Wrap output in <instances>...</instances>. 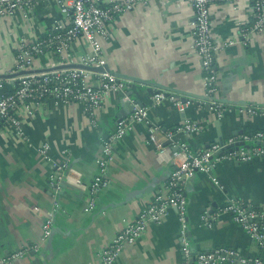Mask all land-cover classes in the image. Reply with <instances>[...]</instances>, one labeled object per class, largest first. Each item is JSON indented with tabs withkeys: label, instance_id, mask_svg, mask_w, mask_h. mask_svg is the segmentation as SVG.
Instances as JSON below:
<instances>
[{
	"label": "crops",
	"instance_id": "obj_1",
	"mask_svg": "<svg viewBox=\"0 0 264 264\" xmlns=\"http://www.w3.org/2000/svg\"><path fill=\"white\" fill-rule=\"evenodd\" d=\"M212 14L216 40L235 43L217 56L219 99L229 107L223 119H218L204 97L201 62L192 47L194 15L190 7L182 0L165 5L155 0L149 8L123 14L110 27L103 53L110 71L128 88L105 99L96 124L80 104L46 99L33 116L24 119L23 137L12 129L0 131V259L38 243L44 222L53 217V233L42 250L11 264H102V250L118 233L156 197L168 195L173 151L161 153L153 142L148 143L149 127L139 123L115 145V160L105 176L108 185L100 192L94 211L86 210L104 140L127 113L126 104H152L151 91L173 95L150 114L152 125L159 128L156 136L165 147L170 145L166 132L187 120L206 127L200 135L184 136L193 151L242 133L264 131V112L248 115L244 111L250 107L264 110V35L252 34L247 40L241 36L253 23L251 0L213 5ZM63 19L55 0L40 1L28 19L22 13L0 19V75H9L24 46L51 35ZM72 51V55L87 56L91 48L80 40ZM34 63L37 71L51 69L53 57L36 56ZM119 75L147 81V85ZM6 80L7 89L12 88ZM171 98L192 103L181 112ZM44 144L52 146L56 161H61L64 150L69 151L71 160L72 178L63 186L58 208L49 185L52 165L38 153ZM213 174L222 187L203 173L186 185L188 237L193 251L231 248L245 257H264V251L232 216H216L228 199L264 206V159L227 162ZM205 219H210L209 225ZM184 262L181 225L172 209L161 224H152L139 242L128 245L117 264Z\"/></svg>",
	"mask_w": 264,
	"mask_h": 264
},
{
	"label": "built area",
	"instance_id": "obj_2",
	"mask_svg": "<svg viewBox=\"0 0 264 264\" xmlns=\"http://www.w3.org/2000/svg\"><path fill=\"white\" fill-rule=\"evenodd\" d=\"M42 0H0V19L14 18L22 13L28 19ZM63 20L59 21L51 35L37 40L34 44L24 46L14 60V67L9 75L23 71L36 70L34 58L49 55L53 57L52 68L80 64L95 68L105 67L107 60L103 53V45L110 38L111 25L123 14L138 8H149L155 0H55ZM176 0H160L165 5ZM190 7L194 21L192 22V47L200 59L203 71V87L206 103L219 120L223 119L229 109L220 99L221 76L217 66L218 54L234 41L218 42L212 25V6L220 3H237V0H182ZM253 23L243 29L241 36L249 39L252 34L264 35V0H251ZM85 41L91 48L87 56L72 55V46L78 41ZM73 52V51H72ZM74 53V52H73ZM8 75V74H7ZM13 85L7 89L6 82L0 80V131L12 129L23 137V122L26 117L33 116L46 99L56 103H78L90 117L93 124L97 123V112L107 97L114 93H123L127 83L108 71L89 73L84 70L68 69L45 73H34L7 79ZM166 98L159 92L150 106H141L132 102V112L117 121L115 130L103 142L102 156L97 160L99 172L90 185L87 211H94L100 192L107 187L105 178L110 163L115 160V145L121 142L133 127L139 123L148 125V143L153 142L159 152L173 151V171L167 183L168 195L156 197L150 206L140 212L136 219L126 225L116 238L101 252L102 264H117L121 253L128 245L139 242L152 224H161L170 210L178 213L181 225V239L184 264H264V257H245L238 250L219 248L212 251L194 252L188 237V200L185 195L187 182L198 173L210 175L214 183L222 187L213 172L220 165L231 162L236 164L252 163L264 159V131L242 133L224 140L223 143H212L208 147L196 151L190 149L185 137L201 134L206 127L189 120L182 125L166 132V140L170 143L165 147L157 138L158 127L153 126L150 114L154 108ZM177 109L186 110L188 104L179 98H171ZM248 115H255L264 110L246 108ZM53 148L44 144L38 153L44 162L52 165L49 185L59 207V197L66 182L71 181L69 151L64 150L61 161L52 157ZM80 184V183H78ZM81 186V184H80ZM230 215L234 221L249 235L260 251H264V206L245 199H228L217 210V217ZM209 225L210 219H205ZM53 217L46 219L42 234L33 246L25 247L11 257L0 259V264H11L22 260L31 253H37L52 236Z\"/></svg>",
	"mask_w": 264,
	"mask_h": 264
},
{
	"label": "water",
	"instance_id": "obj_3",
	"mask_svg": "<svg viewBox=\"0 0 264 264\" xmlns=\"http://www.w3.org/2000/svg\"><path fill=\"white\" fill-rule=\"evenodd\" d=\"M176 1H178V0H176ZM68 69L84 70V71H87V72L92 73V74H94V73H104L105 71H108L111 74L115 75V73L110 71V68L107 65L105 67L95 68V67H90V66H85V65H80V64H71V65H64V66H59V67H55V68H51V69H45V70H41V71L33 70V71H23V72L14 74V75H0V79H3V80L12 79V78H16V77L23 76V75H28V74L45 73V72H52V71H58V70H68ZM119 76L124 78V79H126V80H130L132 82H137V83H141V84H146L147 85V83H146L147 81H142L140 79H135V78H132V77H128L126 75H119ZM168 90H172V91L181 93L180 91L174 90V89H168ZM148 91H150V90H148ZM151 92H152V95L155 96L156 93L154 91H151ZM132 95H133V93L129 94L130 97H132ZM165 95H166V97L173 96V95H171V93H167ZM126 110H127V113H125L123 116H121L120 119L128 116L132 112V105L131 104H126ZM218 142L223 143L224 140H219ZM168 144H170V143L168 142Z\"/></svg>",
	"mask_w": 264,
	"mask_h": 264
}]
</instances>
